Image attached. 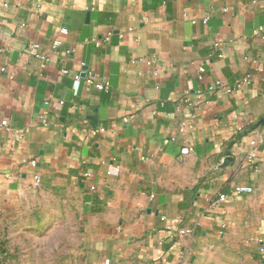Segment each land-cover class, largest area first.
Returning a JSON list of instances; mask_svg holds the SVG:
<instances>
[{
  "label": "crops",
  "instance_id": "obj_1",
  "mask_svg": "<svg viewBox=\"0 0 264 264\" xmlns=\"http://www.w3.org/2000/svg\"><path fill=\"white\" fill-rule=\"evenodd\" d=\"M258 27L264 0H0V221L42 196L74 264H264Z\"/></svg>",
  "mask_w": 264,
  "mask_h": 264
},
{
  "label": "rangeland",
  "instance_id": "obj_2",
  "mask_svg": "<svg viewBox=\"0 0 264 264\" xmlns=\"http://www.w3.org/2000/svg\"><path fill=\"white\" fill-rule=\"evenodd\" d=\"M30 208L27 220L7 219L0 221V264H74L69 252L73 241L74 221L58 216L64 212L60 205L46 203ZM55 212L57 216L50 217Z\"/></svg>",
  "mask_w": 264,
  "mask_h": 264
},
{
  "label": "built area",
  "instance_id": "obj_3",
  "mask_svg": "<svg viewBox=\"0 0 264 264\" xmlns=\"http://www.w3.org/2000/svg\"><path fill=\"white\" fill-rule=\"evenodd\" d=\"M206 20H207V17L205 16V17L203 18V22H205ZM192 22H194V20H192ZM262 31H263V29H262L261 27H258L257 29H255V30L253 31V34H254V35H260L261 37H264V35L261 34ZM60 32H61V33H65L66 30L62 28V29H60ZM105 38H107V37H105ZM60 43H61V42H60L59 40H57V39L53 40V41L51 42V49L55 50V49L60 45ZM96 43H97V42H96ZM31 49H32L34 55H35L37 58H39V59H41V60H43V61L46 59L45 56L43 55V53L38 52L39 45H38L37 43H33V44L31 45ZM199 70L201 71L202 69L199 68ZM61 72L64 73V72H66V70H65V69H62ZM74 78H75V79H80V78H81V75H80L79 73H76V74L74 75ZM83 78L85 79V82H86L87 84L94 85V86H95L96 88H98V89H104V88L106 87L102 81H97V80L92 79V77H91V73H88L87 75H84ZM219 85H220L219 81H215L210 87L212 88V87L219 86ZM200 96H201V91L198 90V91L196 92V97L199 98ZM48 102H49L48 100L44 101V103H48ZM58 103H62V101L60 100V101H58ZM184 103H185V106H186L187 108H189V109H191L192 107H194V106L197 105V102H196V101L192 102V101H189L188 99H185V100H184ZM43 121H44V120H43ZM43 124H45V122H44ZM0 126H3V127H5V128H9V124L7 123L6 120H2V121L0 122ZM184 127H185V122H184L183 119H180V121H179V126H178L179 130L182 131V130L184 129ZM101 131H102V127H101V126L93 127V128H90V129H89L88 134L91 135V136H93V135H96L97 133H99V132H101ZM263 132H264V130H263V131H260V132L257 134L256 137H254L253 139H251V140L249 141V145H250L251 149L254 147V145H255L256 143L261 142V141L264 140ZM250 160H251V155L248 154V155H247V161H250ZM30 162L33 163V160H31ZM39 183H40V178H39V176H38L37 174L33 175V184H34L35 186H38ZM251 191H252V187H251L250 185L243 184V183H235L234 185H232V187H231V191H230V192H231L232 194H240V193H248V192H251ZM218 197H219L220 199H221V198H224V197H225V194L220 193ZM178 232H179L180 234H188V233H190V231L187 230V229H179ZM259 251H260L261 253H264V246H260Z\"/></svg>",
  "mask_w": 264,
  "mask_h": 264
},
{
  "label": "water",
  "instance_id": "obj_4",
  "mask_svg": "<svg viewBox=\"0 0 264 264\" xmlns=\"http://www.w3.org/2000/svg\"><path fill=\"white\" fill-rule=\"evenodd\" d=\"M89 119L91 120V124L94 125L95 124V117L92 115V116H89ZM262 122H263L262 119H260L257 124L259 125Z\"/></svg>",
  "mask_w": 264,
  "mask_h": 264
}]
</instances>
